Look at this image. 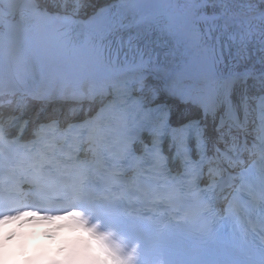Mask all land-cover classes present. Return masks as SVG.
<instances>
[{
  "label": "clouds",
  "instance_id": "clouds-1",
  "mask_svg": "<svg viewBox=\"0 0 264 264\" xmlns=\"http://www.w3.org/2000/svg\"><path fill=\"white\" fill-rule=\"evenodd\" d=\"M0 264H111L92 230L71 214H0Z\"/></svg>",
  "mask_w": 264,
  "mask_h": 264
},
{
  "label": "bare ground",
  "instance_id": "bare-ground-1",
  "mask_svg": "<svg viewBox=\"0 0 264 264\" xmlns=\"http://www.w3.org/2000/svg\"><path fill=\"white\" fill-rule=\"evenodd\" d=\"M82 3H85V7L86 5L91 7L97 4V0H68L67 4L64 0H54L52 5L57 8H71L75 11ZM208 6L213 7L216 14L221 16L249 17L252 14L264 12V0H218L208 3ZM221 6H224L223 10L220 9Z\"/></svg>",
  "mask_w": 264,
  "mask_h": 264
}]
</instances>
